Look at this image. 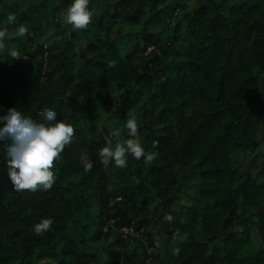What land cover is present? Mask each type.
Here are the masks:
<instances>
[{"label":"trees","instance_id":"1","mask_svg":"<svg viewBox=\"0 0 264 264\" xmlns=\"http://www.w3.org/2000/svg\"><path fill=\"white\" fill-rule=\"evenodd\" d=\"M11 1L0 28L27 32L4 41L0 115L52 108L74 137L46 191L13 190L0 142V264H264V151L241 170L264 146V0H91L83 30L71 0ZM130 114L155 159L105 166Z\"/></svg>","mask_w":264,"mask_h":264},{"label":"clouds","instance_id":"2","mask_svg":"<svg viewBox=\"0 0 264 264\" xmlns=\"http://www.w3.org/2000/svg\"><path fill=\"white\" fill-rule=\"evenodd\" d=\"M91 0H71L62 13L63 22L73 29H87L92 23L94 9L90 8ZM9 23L14 21L13 16L8 17ZM27 28L19 25L16 36H24ZM8 36L6 28H0V50L5 47ZM8 55L19 58L16 48H11ZM2 111V109H0ZM42 120L38 122L31 116L25 115L18 107H11L0 115V142L9 140L6 144V168L13 190L46 191L56 182L54 162L60 160L65 146L69 145L74 137V126L66 120H57V112L52 108H44L39 113ZM124 128L128 130V139H121V130L115 129L110 134L115 140H108L98 150L100 161L105 166L110 162L114 166L124 168L127 166L129 156L136 160L144 158V164H150L156 153L148 152L140 139L138 124L135 116L130 114ZM80 164L85 172L93 167V161L85 153L80 156ZM171 217H166L170 219ZM53 221L43 218L33 225L32 231L43 235L50 230ZM178 251V250H177Z\"/></svg>","mask_w":264,"mask_h":264},{"label":"rangeland","instance_id":"3","mask_svg":"<svg viewBox=\"0 0 264 264\" xmlns=\"http://www.w3.org/2000/svg\"><path fill=\"white\" fill-rule=\"evenodd\" d=\"M12 3H13V1L10 0V1L8 2V5H7V6H0V17H1L4 13H8V12H9V8H8V6L11 5ZM194 4L196 5V2H194ZM14 33H15L14 31H8V36H7V37H9V38L12 37V36L14 35ZM2 55H3L2 50H0V67H1L2 62H3V57H2ZM198 109H199L198 106H197V107H192V108L189 110L188 114L196 113V112L198 111ZM96 123H97L99 126L101 125V121H100V120H96ZM263 151H264V146H261V148L258 150L257 153H255V154H253V155H249V156L245 159L244 164H243L241 170L244 171V170H254V169H257V168L259 167L260 163L262 162V158H261V156H260V153H262ZM184 174H185V177H188L189 174H190V171H185ZM98 194H99V193L95 190L94 195H95V196H98ZM110 225H113V222H110V223H109V226H110ZM106 230H107V227L104 228V231H106ZM133 235H134L135 237H138V236H137V233L135 232V230H134ZM123 236H124V238L126 239V237H130L131 234H130V233H126V232H124V235H123Z\"/></svg>","mask_w":264,"mask_h":264},{"label":"built area","instance_id":"4","mask_svg":"<svg viewBox=\"0 0 264 264\" xmlns=\"http://www.w3.org/2000/svg\"><path fill=\"white\" fill-rule=\"evenodd\" d=\"M124 232H126V233H130L131 235H133V233H134V229H132V228H131V229H124V230H123V233H124Z\"/></svg>","mask_w":264,"mask_h":264}]
</instances>
